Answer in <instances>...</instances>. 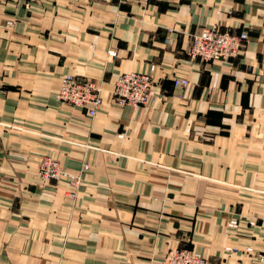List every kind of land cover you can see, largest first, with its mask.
<instances>
[{"label":"crops","instance_id":"crops-1","mask_svg":"<svg viewBox=\"0 0 264 264\" xmlns=\"http://www.w3.org/2000/svg\"><path fill=\"white\" fill-rule=\"evenodd\" d=\"M214 26L248 30L241 56L190 59ZM132 70L153 74L140 107L114 99ZM66 74L101 84L95 117L57 98ZM0 88V264H161L176 247L264 264V0H0ZM46 155L78 184L44 180Z\"/></svg>","mask_w":264,"mask_h":264},{"label":"built area","instance_id":"built-area-1","mask_svg":"<svg viewBox=\"0 0 264 264\" xmlns=\"http://www.w3.org/2000/svg\"><path fill=\"white\" fill-rule=\"evenodd\" d=\"M249 32L244 29L240 32L221 30L218 27H204L200 31L191 34V43L187 54L190 59L201 62H210L214 59L230 60L241 56L243 49L249 42ZM167 42H170L168 38ZM115 56L113 52L111 54ZM156 66H152L151 71ZM148 71H132L123 73L116 81L114 99L119 104H130L133 107L144 105L152 94L153 74ZM185 80L177 79L175 86L185 85ZM4 90L0 88V92ZM59 98L84 108L91 117H94L102 104V98L96 83L88 78L69 76L61 85ZM57 168L62 169L60 163L48 156L41 161L40 173L47 179L56 180L67 173L57 174ZM87 168V166H85ZM72 185L76 186L80 180L79 175L69 174ZM74 196V194H72ZM235 221L231 225H235ZM255 224V222H252ZM264 239V226L262 229ZM251 251V249H247ZM264 263V254L260 255ZM161 264H212L209 258L193 249L176 247L170 249Z\"/></svg>","mask_w":264,"mask_h":264},{"label":"bare ground","instance_id":"bare-ground-1","mask_svg":"<svg viewBox=\"0 0 264 264\" xmlns=\"http://www.w3.org/2000/svg\"><path fill=\"white\" fill-rule=\"evenodd\" d=\"M214 27H215V26H214ZM128 72H132V71H128ZM124 73H127V72H124ZM122 74H123V73H122ZM122 74H120V75H122ZM120 75H119V76H120ZM69 76H76V75H73V74H66V75H64V76L62 77V79H61V85L64 84V80H65L66 78H68ZM119 76H118V77H119ZM118 77H117V79H118ZM117 79H116V81H117ZM116 81H115V83H114V88H115ZM96 86H97V85H96ZM180 86H181V85H179V87H180ZM97 87H98V86H97ZM98 89H99V92H100V95H101V98H102V104H103V97H102V94H101V89H100L99 87H98ZM60 90H61V86H60L59 91H58V94H57L58 97H59V94H60ZM152 95H153V87H152V94H151V96H152ZM151 96H150V97H151ZM150 97H149V98H150ZM59 99H60V98H59ZM60 100H62V99H60ZM62 101H64V100H62ZM65 102H67V101H65ZM68 103H69V102H68ZM70 104H71V103H70ZM102 104H101V106H102ZM72 105H73V104H72ZM101 106L99 107V109L101 108ZM139 107H140V106H139ZM99 109L97 110V113H98ZM97 113H96V114H97ZM95 116H96V115H95ZM95 116H94V117H95ZM45 157H48V156H45ZM45 157H44V158H45ZM50 157H52V156H50ZM44 158H43V159H44ZM52 158H53V157H52ZM43 159H42V160H43ZM53 159H55V158H53ZM42 160H41V161H42ZM55 160H56V159H55ZM57 161H58V160H57ZM58 162H59V161H58ZM59 163H60V162H59ZM40 165H41V162H40V164H39V172H40ZM60 166H61V168L63 169L61 163H60ZM62 169H60V168L58 169V168H57V174H61V173H65V172H66L64 169H63V170H64L65 172H64ZM66 173H67V172H66ZM40 174H41V173H40ZM41 176H42L43 178H45L42 174H41ZM66 176H69V174L67 173V175L60 176V177L57 178V179H61V178H64V177H66ZM45 179H47V178H45Z\"/></svg>","mask_w":264,"mask_h":264},{"label":"rangeland","instance_id":"rangeland-1","mask_svg":"<svg viewBox=\"0 0 264 264\" xmlns=\"http://www.w3.org/2000/svg\"><path fill=\"white\" fill-rule=\"evenodd\" d=\"M132 71H135V70H132ZM124 73V72H123ZM95 83H96V85L100 88L101 87V84H98L96 81H94ZM60 86H61V83H60ZM101 89V88H100ZM57 98H59L58 96H57ZM46 156H51V155H46ZM45 157V156H44ZM43 157V158H44ZM53 157V156H52ZM42 158V159H43ZM54 158V157H53ZM41 159V160H42ZM56 159V158H55ZM41 160H40V162H41ZM56 160H58V159H56ZM59 161V160H58ZM60 162V161H59ZM40 164V163H39ZM39 169V168H38ZM64 169V168H63ZM39 175L41 176V174H40V172H39ZM42 177V176H41ZM43 178V177H42ZM44 180H52V179H45V178H43ZM56 180H59V179H56Z\"/></svg>","mask_w":264,"mask_h":264}]
</instances>
